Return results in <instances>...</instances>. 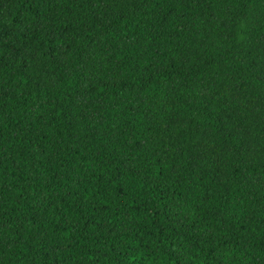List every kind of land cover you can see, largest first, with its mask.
Masks as SVG:
<instances>
[{
	"label": "trees",
	"instance_id": "trees-1",
	"mask_svg": "<svg viewBox=\"0 0 264 264\" xmlns=\"http://www.w3.org/2000/svg\"><path fill=\"white\" fill-rule=\"evenodd\" d=\"M0 264H264V0H0Z\"/></svg>",
	"mask_w": 264,
	"mask_h": 264
}]
</instances>
